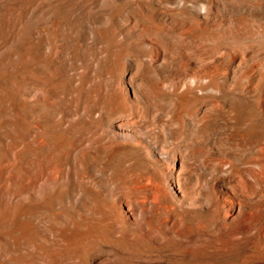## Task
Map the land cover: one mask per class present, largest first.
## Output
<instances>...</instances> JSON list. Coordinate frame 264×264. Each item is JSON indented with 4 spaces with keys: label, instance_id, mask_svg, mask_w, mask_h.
Returning a JSON list of instances; mask_svg holds the SVG:
<instances>
[{
    "label": "bare ground",
    "instance_id": "bare-ground-1",
    "mask_svg": "<svg viewBox=\"0 0 264 264\" xmlns=\"http://www.w3.org/2000/svg\"><path fill=\"white\" fill-rule=\"evenodd\" d=\"M0 264H264V0H0Z\"/></svg>",
    "mask_w": 264,
    "mask_h": 264
}]
</instances>
